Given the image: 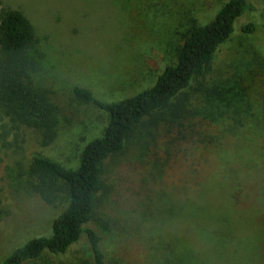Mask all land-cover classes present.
<instances>
[{"label":"rangeland","instance_id":"obj_1","mask_svg":"<svg viewBox=\"0 0 264 264\" xmlns=\"http://www.w3.org/2000/svg\"><path fill=\"white\" fill-rule=\"evenodd\" d=\"M225 1L0 0V7L22 10L35 25L43 54L35 80L48 91L59 118L58 136L48 146L35 130L23 131L19 144L26 165L40 153L78 166L109 115L78 99L75 87L107 101L150 87L176 62L189 30L213 19ZM243 21H255L257 30L238 29L220 46L207 75L190 90L191 105L200 108L209 90L240 78L248 85L252 114L227 136L230 118L210 126L198 119L205 143L177 142L179 127L163 129L156 142L110 161V191L98 209L99 222L91 225L103 234L111 264H264V3L252 0ZM14 151L0 149V263L29 238L50 234L67 204V197L53 206L17 193L6 173L19 158ZM218 231L229 238L223 247L210 238ZM84 245L85 239L73 246L65 262L85 264Z\"/></svg>","mask_w":264,"mask_h":264},{"label":"trees","instance_id":"obj_2","mask_svg":"<svg viewBox=\"0 0 264 264\" xmlns=\"http://www.w3.org/2000/svg\"><path fill=\"white\" fill-rule=\"evenodd\" d=\"M251 1L226 0L213 19L191 28L177 49L176 62L166 65L153 85L134 95L107 101L88 88L75 87L78 99L109 115L102 135L85 145L76 167H67L40 153L33 155L29 165L25 163L19 144L23 131L35 130L40 144L48 146L58 136L59 118L48 91L35 80L43 59L35 25L22 10L7 4L0 7V149L14 151L16 145L14 152L19 156L15 164H8L7 178L17 193L40 196L53 206L67 197L66 206L53 220L50 234L29 238L0 264H68L63 255L83 239L89 257L82 263L111 264L103 234L91 225L99 222L98 209L110 191L106 179L110 161L133 146L156 142L163 129L170 132L179 127L181 136H177V142L205 143V135L198 130V119L210 126L224 124L230 118L232 124L226 127L224 136L229 131L237 132L243 116L252 114V105L246 100L248 85L243 80L235 78L234 83L213 87L200 108L191 105L190 90L199 78L207 75L216 52L235 31L257 30L255 21H243ZM11 136L15 142L10 140ZM222 233L218 231L215 238L210 236L214 242L217 238L221 247L229 239L225 240ZM170 261L179 264L175 259Z\"/></svg>","mask_w":264,"mask_h":264}]
</instances>
